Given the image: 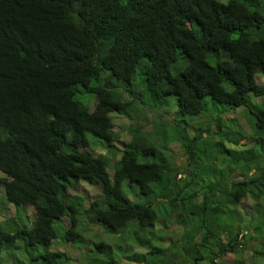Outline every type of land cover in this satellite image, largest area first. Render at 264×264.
Segmentation results:
<instances>
[{
	"label": "trees",
	"instance_id": "1",
	"mask_svg": "<svg viewBox=\"0 0 264 264\" xmlns=\"http://www.w3.org/2000/svg\"><path fill=\"white\" fill-rule=\"evenodd\" d=\"M256 74L264 76V0H0V182L15 207L0 221V252L26 256L0 264H115L101 259L109 254L102 240L92 243L98 260L78 263L89 243L78 230L88 228L85 219L107 233L123 226L134 242L123 256L131 262L226 264L220 256L238 252L242 198L254 217L245 227L264 224V82ZM169 95L178 114L196 118L208 101L242 107L250 113L246 141L220 117L214 128L191 126L193 135L185 123L169 133L185 154L175 166L147 116ZM112 112L133 118L127 140L113 130ZM87 132L111 154L118 141V158L92 152ZM203 133L217 136L211 143L225 168L207 182L197 173ZM78 181L95 187L86 206L73 189ZM159 200L168 202L162 211ZM167 214L179 231L173 242L162 227L159 239L153 234ZM54 240L68 241L77 255L50 249ZM178 251L185 256L177 260Z\"/></svg>",
	"mask_w": 264,
	"mask_h": 264
},
{
	"label": "rangeland",
	"instance_id": "2",
	"mask_svg": "<svg viewBox=\"0 0 264 264\" xmlns=\"http://www.w3.org/2000/svg\"><path fill=\"white\" fill-rule=\"evenodd\" d=\"M255 79L256 81L264 82V76H260L256 74ZM257 100L258 99L255 98V101ZM217 108L219 109L225 108V109L223 110L222 113L221 112L218 113L216 110ZM158 110L160 111L158 112ZM198 115H200L199 117H201V119H198L199 117L196 118L195 116L178 114L177 105H176V97L174 95H169L166 97V100L164 101V103H162V105H160V107L156 108L155 111L153 112H149V114L147 115L149 119L151 118L154 119L151 122L152 127L149 122H146L144 120V117L142 119H143V124L146 125L147 129L151 127L150 131L152 132L154 130L152 132V135L156 138V141L158 143L163 145L164 151L167 152L166 153L167 158L169 159L170 157V161H172V163L175 166L182 165V163L185 161V154L183 153V146L180 144V141L174 140V139L169 140V133H170L171 128L175 130L177 134H178V131L182 132L181 127L185 123L190 124V126H188L185 131H187V134L193 135L194 129L191 126L196 125V124L207 126L209 123V126L211 128H214V122L212 121V118L220 117V120L218 121V123H220L224 129L235 130L241 133L242 136L239 137V140H238L239 143L246 141L247 133H249L248 117H250V113L244 110L242 107L227 108V106L220 105V104H217L216 107H214V105H212L208 101L205 109L201 111ZM110 118H111V121L113 122V130L116 133H118L120 140H127L128 122L129 121L133 122V118L132 120L130 119L128 121V119L125 116H122L121 114H117L115 112L110 113ZM155 123H157L156 127H155ZM215 132H217V130H215ZM86 137L88 141V147L89 149L92 150V152L94 153L100 152V153L107 154L111 160L118 158L119 150L121 148V144H119L118 141H114V143H116V146H117V151L111 154V152L109 153L105 152V149L101 148L97 144L99 142L96 141L93 135H91L89 132L86 133ZM202 138H206V144L202 146L203 152L202 154L199 153L198 158H200L201 164L204 169L201 172L200 171L197 172L198 168H196L195 166L196 164L194 165V162H191L190 165H193V167L191 168L193 169L195 168V172H197L198 174L201 173V177L203 181L207 182L208 180L210 181L212 179H215V176L218 173L215 169H218V168L220 169L224 167L219 166V162H220L219 158L222 155V153L217 151L215 145L211 143V142H214L213 140H218L217 136L214 134H211L210 136V133H203ZM161 139L163 140L161 141ZM199 140L200 139H197L194 141L195 145L198 144ZM223 143L224 145H226V141H223ZM226 147L234 148V149L240 148L237 146V144L234 145L233 143H231V145H227ZM199 165H200V162H198L197 166ZM214 166L215 167L218 166V167L215 168ZM234 174L236 175V178H237L238 171H235ZM182 175H183L182 172L177 174V176L179 177H181ZM0 176H4V173L2 171H0ZM94 188L95 187L93 185H87L81 181H78L76 186L73 189L83 196L84 205L86 206L88 204V201L92 198ZM2 195H3V186H2V182H0V221H3V218L5 215L13 214L15 210L14 205H12L9 202H6L4 198L2 197ZM158 204L161 207L160 211H162L163 207L167 205L168 202L166 200L160 202L159 200ZM22 207L25 209L27 216L29 218H32L33 216L32 207L26 204H22ZM156 209H157V206H155V210ZM236 209L239 210L238 212L239 217L243 219V222L240 225L241 236H238V239L240 241V243L237 246L238 252L235 255L232 254L231 252L224 253L220 256V258L226 264H232V263L234 264H261V263H264V255H263L264 250H263V253H261L262 251H260L259 253L256 252L264 244V224L259 230H256V231L248 230V228L245 227L249 223V219L254 218V217H250L252 216L251 215L252 213H251V204L248 199L242 198L240 202L237 204ZM246 218H247V222H246ZM160 219L161 220L164 219V220L160 223L161 221ZM225 221H227V219H225ZM253 221L255 222L256 220L253 219ZM5 223L7 224V227H8V222L6 221ZM60 223L58 222L56 224V228L59 233H61L63 229V226ZM63 223H65V226H66L67 224L66 220H64ZM83 223L88 228L81 229L82 227H80L78 230H80V234L83 237H85V239L89 243H87L86 245L85 243L81 244L80 246L81 248H79V250H83L84 253L82 255V258H79L78 263L83 261L84 260L83 258L85 257L87 258V255L90 258L98 260L100 258V255L97 254L95 250H93L92 243L94 244V242H97L98 240H102L106 244L104 251L109 253L107 254V257L102 256L101 257L102 260H105V261L113 260L115 264H117L116 261L117 259H119L121 264H139L138 262H131L127 258L123 257L125 253L131 252L130 248L133 249L134 247V242L131 239H128L127 232L123 230V226L119 228L118 231L115 233H107L104 231L103 227L93 224L87 219H85V222L83 220ZM128 223L130 222H127V224ZM156 223L157 224H155V228L153 230L155 239H159L158 231L161 227L170 236H172L170 242L176 241L178 239L179 231L176 228V223L174 222L172 217H170V215L168 214L164 215V218L162 215H159V220ZM213 237L214 236H210L209 238L212 239ZM122 238L125 239V241L121 240ZM168 240L169 239H166L167 242ZM59 241L60 240L55 241L52 244V246H50V249L61 250L65 252L66 255L70 257V259L72 258L73 255H77L78 251H75V248L72 247V244H70L68 241H60V242ZM157 241L159 240H151V244H159L160 242H157ZM167 244L168 243H165V246ZM176 244L177 243H175V245ZM135 245H136V242H135ZM89 248H91L93 251L89 250ZM136 248L140 251L142 250V246H139V247L137 246ZM143 250H144V247H143ZM11 251L13 250H2L0 252V257H2L3 259L2 263L6 259L12 257L13 254ZM197 253L204 255L206 258L209 252L205 248H202ZM21 254H22L21 250L17 251L15 249L13 256L17 257V259L20 260V262L25 261L26 260L25 254L24 255H21ZM183 256L185 255H183L182 252L180 251L176 252V254L174 255V257H176L177 260L182 259Z\"/></svg>",
	"mask_w": 264,
	"mask_h": 264
},
{
	"label": "clouds",
	"instance_id": "3",
	"mask_svg": "<svg viewBox=\"0 0 264 264\" xmlns=\"http://www.w3.org/2000/svg\"><path fill=\"white\" fill-rule=\"evenodd\" d=\"M178 177V176H177ZM177 228V227H176ZM178 229V228H177Z\"/></svg>",
	"mask_w": 264,
	"mask_h": 264
},
{
	"label": "flooded vegetation",
	"instance_id": "4",
	"mask_svg": "<svg viewBox=\"0 0 264 264\" xmlns=\"http://www.w3.org/2000/svg\"><path fill=\"white\" fill-rule=\"evenodd\" d=\"M186 264H188V263H186Z\"/></svg>",
	"mask_w": 264,
	"mask_h": 264
}]
</instances>
